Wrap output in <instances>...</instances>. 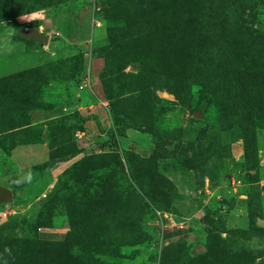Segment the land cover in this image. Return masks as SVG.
I'll list each match as a JSON object with an SVG mask.
<instances>
[{
	"label": "rangeland",
	"instance_id": "rangeland-1",
	"mask_svg": "<svg viewBox=\"0 0 264 264\" xmlns=\"http://www.w3.org/2000/svg\"><path fill=\"white\" fill-rule=\"evenodd\" d=\"M0 184V264H264V0H0Z\"/></svg>",
	"mask_w": 264,
	"mask_h": 264
},
{
	"label": "trees",
	"instance_id": "trees-1",
	"mask_svg": "<svg viewBox=\"0 0 264 264\" xmlns=\"http://www.w3.org/2000/svg\"><path fill=\"white\" fill-rule=\"evenodd\" d=\"M81 130V129H80ZM79 130V131H80ZM76 129H75V132H74V135L76 137ZM82 131V130H81ZM116 134H118L116 132ZM113 133L109 134L108 135V138H106L103 142H101V144L99 145V147L102 149V150H106L105 152H111V151H114L117 148V145H119L120 141L119 140H114L112 137H113ZM152 143L154 144L155 142L153 141L152 139ZM107 146H109V149L107 148ZM103 152V153H105ZM78 164V162H75L73 165H71L66 171H70L72 170L73 168H75V166ZM158 174V171L157 173ZM159 178L160 180H164V183L165 185L161 184V182L159 184H157L161 189L162 191L165 193V194H168L170 197H169V201L171 203L174 202L175 200V197H176V194H177V188L175 187V185H173V183L171 181H169V179H167L164 175H160L159 174ZM15 190V189H13Z\"/></svg>",
	"mask_w": 264,
	"mask_h": 264
},
{
	"label": "water",
	"instance_id": "water-1",
	"mask_svg": "<svg viewBox=\"0 0 264 264\" xmlns=\"http://www.w3.org/2000/svg\"><path fill=\"white\" fill-rule=\"evenodd\" d=\"M23 37L29 38V39H35L39 42L42 43H47L49 38L48 36H42L36 31H31V32H23L21 33ZM13 189L10 187H5L0 184V204L1 203H6V202H11L13 201Z\"/></svg>",
	"mask_w": 264,
	"mask_h": 264
},
{
	"label": "crops",
	"instance_id": "crops-1",
	"mask_svg": "<svg viewBox=\"0 0 264 264\" xmlns=\"http://www.w3.org/2000/svg\"><path fill=\"white\" fill-rule=\"evenodd\" d=\"M87 132V131H86ZM85 133V132H84ZM102 135V134H101ZM139 135H141V134H137V133H135V134H131L130 135V138H132L133 139V141L130 143L131 145H132V147L134 148V149H141L142 148V146H144L145 144H147L148 143V145H149V139H148V141H147V138H141V142H137V139H138V137H139ZM93 136V140L91 141L92 143H93V141L94 140H100V138H99V136H94V135H92ZM103 138L105 139V137L103 136ZM98 140V141H99ZM102 142V141H101ZM142 144H144V145H142ZM99 143H95L94 142V146H96L97 148L99 147ZM151 146H152V143L150 144Z\"/></svg>",
	"mask_w": 264,
	"mask_h": 264
},
{
	"label": "built area",
	"instance_id": "built-area-1",
	"mask_svg": "<svg viewBox=\"0 0 264 264\" xmlns=\"http://www.w3.org/2000/svg\"><path fill=\"white\" fill-rule=\"evenodd\" d=\"M90 79L89 78H87V77H85V80H84V82H83V84L82 83H80L79 84V86H78V89H80V90H82V89H84L86 86H89L90 85ZM84 135H85V133H84V131H77V133H76V136L78 137V138H83L84 137ZM107 148L109 149V146H107ZM99 150H101L102 152H105L104 150H102L101 148H98Z\"/></svg>",
	"mask_w": 264,
	"mask_h": 264
}]
</instances>
